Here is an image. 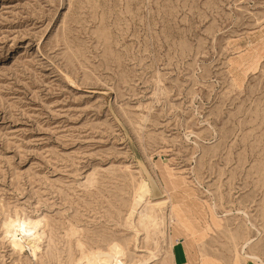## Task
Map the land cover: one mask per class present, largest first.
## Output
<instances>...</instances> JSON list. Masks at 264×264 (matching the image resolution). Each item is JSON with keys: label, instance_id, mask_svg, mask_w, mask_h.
Here are the masks:
<instances>
[{"label": "rangeland", "instance_id": "rangeland-1", "mask_svg": "<svg viewBox=\"0 0 264 264\" xmlns=\"http://www.w3.org/2000/svg\"><path fill=\"white\" fill-rule=\"evenodd\" d=\"M173 218L184 264H264V0H0V264H175Z\"/></svg>", "mask_w": 264, "mask_h": 264}, {"label": "bare ground", "instance_id": "bare-ground-1", "mask_svg": "<svg viewBox=\"0 0 264 264\" xmlns=\"http://www.w3.org/2000/svg\"><path fill=\"white\" fill-rule=\"evenodd\" d=\"M146 176H147V178L146 179L143 178L144 180H142V182L140 183V185H139V187L137 189V193H135V195H134L133 202H132V205H131V208H130V212H129V215H128V219L131 222L132 219H134V217L138 216L137 217L138 218V223H139L138 225H140V227L142 228V230H144L145 233H148L151 230V228H152L154 230L153 233L156 236H158V235H160V236H164L165 235L166 236V231L159 229L160 224H163V225L165 224L164 223V219H165L166 215H165V213H163L159 217L158 214L155 212V210H156V208H158L161 211L162 210H164V211L166 210V212H167V210H169L170 212L171 211L174 212V209H175V206H176L175 204L177 202H180V201L177 200V197H176V195L173 192H170V190L167 189L166 186H164L162 192L165 194V197L163 199H160V200H157L155 202H152L150 200L151 199L150 197L156 196V195H158L161 192L158 190L157 186L155 184H153V182H152L153 179L150 178V176L147 173H146ZM187 205H188V203H186V207H187ZM171 221H172V225L173 224L174 225H173V235L171 236L172 240H170V242H169V247L170 248H174V247H176L175 244H176L177 241H175L173 238L174 237H178L181 234L185 236L186 233L184 232V230H185L184 226H183V228H180L179 224L175 221L174 218L171 219ZM30 223H32V222H30ZM30 223L29 224L26 223L27 225L24 224L23 227H22L21 224H19V225H20V227L23 228L24 232H26V233H28L30 235L31 234L33 235V234H35V231L38 230L37 227L34 224H36V225L38 224V227L40 226V224L39 223L30 224ZM177 227H179V228H177ZM7 231H9L8 226H7ZM138 231L136 230L135 232L137 233ZM140 231H139V233H140ZM11 232H9V234L7 232L6 234L14 236V233H11ZM24 232H23V235H24ZM141 232H143V231H141ZM37 234H38V232H36L35 235H37ZM26 235H24V236H26ZM145 237H147V236H145ZM13 240H15V239H13ZM155 243L157 244L156 241H155ZM178 244L180 245L179 246L180 249L177 248V253L173 254L172 256H173L175 264H184L185 263V259L182 258V256H184V251H183V249L181 247V243H177L176 245H178ZM149 254H151V256H150L151 259H156V255L154 254V252H151ZM255 257L256 256L249 255L247 258L255 259ZM81 260H82V262H81ZM144 261H142V262H140L138 264H145ZM76 264H116V262H115L114 255L110 251H108V250L107 251H101V250H94L93 251L92 250V251H90V253H85V254L83 253L82 256L80 257V259L77 260ZM201 264H205V262H202ZM207 264H214V263H213L212 260H210L209 263H207Z\"/></svg>", "mask_w": 264, "mask_h": 264}, {"label": "crops", "instance_id": "crops-1", "mask_svg": "<svg viewBox=\"0 0 264 264\" xmlns=\"http://www.w3.org/2000/svg\"><path fill=\"white\" fill-rule=\"evenodd\" d=\"M184 232H185L186 234H188V231H187L186 229L184 230ZM197 236H199V235H197ZM197 236H195V239L197 238ZM185 238H186V237H185ZM195 239H194V240H195ZM193 243H194V242H193ZM176 246H180V245H176ZM177 248L180 249V247H177ZM182 257H183V256H182Z\"/></svg>", "mask_w": 264, "mask_h": 264}, {"label": "water", "instance_id": "water-1", "mask_svg": "<svg viewBox=\"0 0 264 264\" xmlns=\"http://www.w3.org/2000/svg\"><path fill=\"white\" fill-rule=\"evenodd\" d=\"M151 178V177H150ZM152 180V179H151ZM152 182H153V180H152ZM153 184H155L154 182H153ZM156 185V184H155ZM157 186V185H156ZM158 188V187H157ZM159 190V189H158ZM161 195V193H159L158 195H156V196H160ZM153 197H155V196H153ZM153 197H151V198H153Z\"/></svg>", "mask_w": 264, "mask_h": 264}]
</instances>
